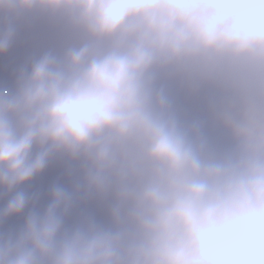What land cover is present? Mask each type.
Returning a JSON list of instances; mask_svg holds the SVG:
<instances>
[{
    "label": "clouds",
    "instance_id": "9594fccd",
    "mask_svg": "<svg viewBox=\"0 0 264 264\" xmlns=\"http://www.w3.org/2000/svg\"><path fill=\"white\" fill-rule=\"evenodd\" d=\"M62 15L89 42L48 53L0 87V224L55 159L82 163L41 215L0 237V264H264V135L214 156L153 93L152 71L205 53L264 60V0H0V57L18 20ZM111 47L102 51L101 45ZM35 152V155L33 153ZM114 199V230L63 224L80 197Z\"/></svg>",
    "mask_w": 264,
    "mask_h": 264
},
{
    "label": "rangeland",
    "instance_id": "374dc122",
    "mask_svg": "<svg viewBox=\"0 0 264 264\" xmlns=\"http://www.w3.org/2000/svg\"><path fill=\"white\" fill-rule=\"evenodd\" d=\"M17 24L18 26H16L19 30V36H22V39L19 41L21 47L17 48L16 59L12 63H8V65H11V68L8 74L3 78L6 88H12V90L15 87L16 74L22 67L30 62L29 60L26 61L28 55L31 61L48 53L56 56L58 59H62L68 51L72 49L78 50L89 42L87 34L76 29L68 18L62 15L53 16L48 13L36 11L32 14L22 16ZM106 43L108 44L110 42H104V46ZM9 55L10 51L8 55L0 57V64L5 60L8 61ZM191 62L194 71L193 78L197 76L198 71H202L201 77L203 81L201 84H204L209 73L212 70L217 69L218 66L225 64L226 67L231 68L230 70H227L228 73H226V80H229V84L227 85L223 96H216L221 99L222 104L207 108L206 103L209 102L208 100L203 105L196 106L195 109L191 110L193 114L196 111L207 112L212 115L214 119H216L220 113H223L225 118L224 124L234 128V132L231 133L229 137L227 136L231 144L227 145L225 143L224 146L221 143L222 139H217L214 132L212 130L210 131V136L217 140L218 143L217 145L215 142L212 143L214 146L218 147V149L214 150V153L212 154L217 157L223 156L231 152L233 147H235L243 138H258L261 135H264V60H261L256 56L235 57L230 53H205L203 55L201 54L197 60ZM170 64L173 65V63ZM1 72L2 71H0V73ZM250 85H258V90H261L259 96L260 100H256L260 114L258 115L257 122L252 131L251 127L248 128V117L244 116V114L251 117L253 111L247 102L238 99L245 88H251ZM183 90V87L177 90L176 85H173L167 78H162L160 83H155L153 93L155 95L165 96L169 94L175 96ZM155 91H157V93ZM247 97L250 98V95ZM196 119H200V121L205 124L203 116L198 117V115H191L190 118H182L177 121L179 123H188L189 125L186 127H191L194 125V122H197ZM241 119H244L246 123V128L243 132L240 131V126H237L240 124ZM206 142H208V140ZM215 151L218 154H216ZM77 166L84 171L82 163H77ZM82 182L83 173H79L74 180L72 191H74L77 185L82 184ZM33 183L54 184L55 186H59L62 183V174L45 171L41 176L36 177L31 184ZM29 185L20 189L26 195L31 191ZM104 199L103 202H99L100 206L98 211L100 212L90 218H82V216H80V209L73 208L63 224V226L67 225L68 227L66 232L70 233L82 223L89 221L101 230H114L111 211L115 202L111 195ZM6 202V195L0 191V203H3V206L0 205V211H2L7 205ZM25 221L24 215L22 214L19 217L10 218L5 223L0 224V237H5L9 233H18L23 229Z\"/></svg>",
    "mask_w": 264,
    "mask_h": 264
},
{
    "label": "trees",
    "instance_id": "16d2710c",
    "mask_svg": "<svg viewBox=\"0 0 264 264\" xmlns=\"http://www.w3.org/2000/svg\"><path fill=\"white\" fill-rule=\"evenodd\" d=\"M101 47L103 48L102 51H107L110 49L111 44L106 43L105 47H103L102 45H101ZM197 82H198V80H197ZM199 82H200V79H199ZM193 86H196V84ZM208 90H209V86L207 85V81H206L204 87L199 88V90H191L190 96H187L184 98V96L180 95L179 99L174 100V101H172L170 99V97H168L166 99H167L170 107L172 108L173 114L177 120L182 119V118H190L191 115H193V116L198 115V117L203 116V118L205 120V124H203L200 121V119H196L197 122L196 123L194 122V123L200 127V129L203 133V136L206 135L207 140H208L207 144L209 146V149L212 153H214V150H217L218 147L214 146L212 143L215 142L216 145L218 143H217V140H215L213 137L210 136V131L212 130L214 132L217 139H222L221 143L224 146L225 143L227 145L231 144L228 137L231 135V133L234 132V128L224 124L225 118H224L223 113H220L216 117V119H214L213 116L207 112L196 111L193 114L189 110V108H191L192 110L195 109L196 108L195 105L197 102H198L197 106H201L210 99L211 95H210ZM195 94H198V95L195 96V98L191 101L192 97ZM239 104L242 105L241 103H239ZM254 114H255L254 110H253V114L251 115V117L244 114V116L248 117V128L251 127V131L253 130V128L255 127V124H256V119H254ZM180 125L185 126V123L182 122V123H180ZM237 126H240V131L243 132L246 128V123H245L244 119H241L240 124H238ZM250 137H251V135H250ZM235 147H233V149ZM215 153L218 154L216 151H215ZM33 155H34V153H33ZM50 170L52 172H60L62 174V183H61V185H59V187L63 188L64 190H66L69 193H72L74 180L77 176L76 168L72 164L68 163L67 161H65L62 158H55L51 162ZM53 186H55V185L50 184L49 187L46 188V191L43 192V194L39 193L40 187L35 186L33 188L32 192H30L28 195H26V197L30 201H32L34 199L37 200L34 207L31 203L29 204V207H30V209H32V212L35 211L36 213H39L41 211V208L43 205L50 204V192H51V189L53 188ZM0 191H2L6 195V197H9L8 194L5 193L3 190H0ZM38 195H41V196H38ZM88 200L89 199L85 200L83 198V203H87ZM100 201L102 202V200H99V202ZM26 210H27V208H26ZM26 210H25V212H26ZM98 210H99L98 205H96L95 208L85 207L83 210L84 212H86L85 218H90L93 215L98 214V212H100ZM25 212L23 213V215L25 214ZM29 214L30 213L28 212L27 215H29Z\"/></svg>",
    "mask_w": 264,
    "mask_h": 264
}]
</instances>
